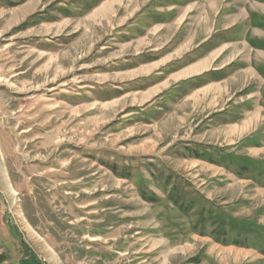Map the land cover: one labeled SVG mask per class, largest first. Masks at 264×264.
Masks as SVG:
<instances>
[{
    "label": "rangeland",
    "instance_id": "374dc122",
    "mask_svg": "<svg viewBox=\"0 0 264 264\" xmlns=\"http://www.w3.org/2000/svg\"><path fill=\"white\" fill-rule=\"evenodd\" d=\"M77 8L0 0V254L13 264H198L207 238L244 240L211 224L193 230L182 191L223 203L255 190L184 158L198 146L189 121L142 110L117 71L122 47L103 53L110 32L95 33Z\"/></svg>",
    "mask_w": 264,
    "mask_h": 264
},
{
    "label": "crops",
    "instance_id": "0c3cea01",
    "mask_svg": "<svg viewBox=\"0 0 264 264\" xmlns=\"http://www.w3.org/2000/svg\"><path fill=\"white\" fill-rule=\"evenodd\" d=\"M84 5L93 31L110 32L102 52L120 46L127 56L115 64L123 83L139 93L142 110L189 121L198 146L184 158L229 178L239 174L237 182L255 190L254 200L222 203L183 189L193 230L211 224L244 238L224 244L207 238L203 255L192 258L198 264H264V0H77L79 11ZM196 231L195 240L206 238Z\"/></svg>",
    "mask_w": 264,
    "mask_h": 264
},
{
    "label": "trees",
    "instance_id": "16d2710c",
    "mask_svg": "<svg viewBox=\"0 0 264 264\" xmlns=\"http://www.w3.org/2000/svg\"><path fill=\"white\" fill-rule=\"evenodd\" d=\"M8 260H9V257L7 255V253H1L0 254V264H13V263H9Z\"/></svg>",
    "mask_w": 264,
    "mask_h": 264
}]
</instances>
